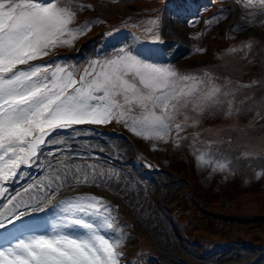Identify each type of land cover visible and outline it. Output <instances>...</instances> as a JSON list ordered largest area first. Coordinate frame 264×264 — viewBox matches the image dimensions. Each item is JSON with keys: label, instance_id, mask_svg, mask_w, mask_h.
Returning a JSON list of instances; mask_svg holds the SVG:
<instances>
[{"label": "rangeland", "instance_id": "1", "mask_svg": "<svg viewBox=\"0 0 264 264\" xmlns=\"http://www.w3.org/2000/svg\"><path fill=\"white\" fill-rule=\"evenodd\" d=\"M79 3L83 7L72 6L75 17L70 27L91 22L89 30L70 46H57L46 58L34 63L67 67L76 72L79 79L92 61L112 58L124 48L147 62L171 67L181 74L202 77L205 84L201 85L191 103L186 107L179 106L173 113L171 131L166 133L165 139L154 136L145 139L127 127L123 129L124 135L119 132L122 122L115 120L98 125L100 128L81 125L74 132L57 135L56 139L62 138L64 143L59 145L62 151L55 157L46 154L44 160L39 156V161H30L31 166H22V179L8 185L0 182V186L8 188V198L19 192L25 200L29 197L38 199L42 192L36 187L27 193L25 190L30 185L39 186L49 172V162L55 167L57 160L68 157L67 163L96 164L99 166L97 171L113 170V178L107 185L74 184L62 189L53 200L97 193L106 203L117 206L112 209L116 227L123 232L125 224L148 238L142 236L138 242V233L135 241V233H125L118 247L125 253L121 262L124 259L126 264H152L149 257L155 254V258L164 264H239L254 258L264 264V248L260 245L231 241L222 247L206 249L200 241L186 240L178 234L182 233L181 230L174 227L176 219L172 210L178 193L193 189L197 204L207 213L199 220L196 229L206 235L228 231L226 226L222 227L223 221L217 219L227 218L229 214L264 216V2L79 0ZM84 11L88 12L82 14ZM89 35L91 38L98 36L96 40L100 41L97 42L105 48L99 51V44L97 47L93 45L96 41L87 45L88 56L79 64L71 61L68 56L71 53L58 50L76 51L80 40ZM50 55H53L51 60ZM205 72L210 74L211 83L204 76ZM213 84L221 89L216 102H202L201 97ZM176 124L181 130L177 131ZM226 133H230L227 135L230 139L224 137ZM102 138L105 141H101ZM132 139L141 150L133 146ZM44 150L56 151L51 146ZM201 154L203 160L199 159ZM169 160L177 173L164 170L172 167ZM149 161L153 166L147 164ZM36 163L40 167L43 165L42 171L37 172ZM219 163H226L227 167L222 169ZM221 181L225 182L226 190L235 195L226 197L227 191L222 190L213 196L215 191L211 186L215 188ZM179 202L182 207L186 206L184 195ZM43 208L45 210L38 215L28 217L33 219L23 221L35 225L21 233V221H16L15 227L0 229V247H7L15 243V239L27 235L50 234L61 213L58 207ZM186 213L179 214L181 221L188 218ZM121 215L128 217L123 218L124 224ZM262 223L258 225L260 239L264 231V221ZM6 231L15 233V238L2 237ZM65 231L75 233L81 230Z\"/></svg>", "mask_w": 264, "mask_h": 264}, {"label": "snow or ice", "instance_id": "2", "mask_svg": "<svg viewBox=\"0 0 264 264\" xmlns=\"http://www.w3.org/2000/svg\"><path fill=\"white\" fill-rule=\"evenodd\" d=\"M74 17L69 0H0V182L5 185L22 179V166H31L45 147L56 149L47 153L55 157L64 143L57 135L77 126L115 120L145 139H165L173 113L191 103L205 84L202 77L147 62L124 48L112 58L92 61L79 79L67 67L34 63L89 30L91 22L70 27ZM204 76L211 83L210 74ZM220 92L213 84L201 101L215 103ZM137 111L140 115H133ZM175 128L181 130L179 124ZM67 160H57L55 167L49 162L45 179L25 190L36 187L42 192L38 199L25 200L19 192L8 198V188L0 187V229L32 211H44L41 203L61 213L50 234L27 235L0 247V264H119L123 253L116 249L124 234L103 197L80 194L53 200L74 184L107 185L114 172ZM8 236L15 238V233Z\"/></svg>", "mask_w": 264, "mask_h": 264}, {"label": "trees", "instance_id": "3", "mask_svg": "<svg viewBox=\"0 0 264 264\" xmlns=\"http://www.w3.org/2000/svg\"><path fill=\"white\" fill-rule=\"evenodd\" d=\"M96 37H98V36H95L93 39H89V40L84 41V42H82V40H81L80 42L83 45V47L85 48L90 43H92L94 41L97 42ZM232 191H233V193H235L234 190H232ZM238 192H239V190H238ZM230 194L235 195V194H232L231 192H230ZM216 195L217 194L215 193L213 196H216ZM194 221H196V219H194ZM229 221H230L231 226L239 228L238 230H239L241 235H248V237L252 238L253 240L254 239L255 240L260 239V236H258L255 233V225L263 224L262 221H264V216H262L260 214H255L251 217H242V216L241 217H235V216H232V217H229ZM231 229L232 228H228V231H226L225 233H221V232L216 231L215 232L217 235L216 238L218 239V237L230 236L232 234ZM262 234H263V240H264V231L262 232Z\"/></svg>", "mask_w": 264, "mask_h": 264}, {"label": "bare ground", "instance_id": "4", "mask_svg": "<svg viewBox=\"0 0 264 264\" xmlns=\"http://www.w3.org/2000/svg\"><path fill=\"white\" fill-rule=\"evenodd\" d=\"M181 11H183V10H181Z\"/></svg>", "mask_w": 264, "mask_h": 264}]
</instances>
